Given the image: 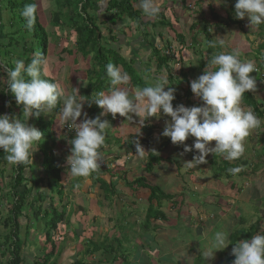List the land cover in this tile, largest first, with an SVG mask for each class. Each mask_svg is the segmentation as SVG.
<instances>
[{
	"label": "crops",
	"instance_id": "1",
	"mask_svg": "<svg viewBox=\"0 0 264 264\" xmlns=\"http://www.w3.org/2000/svg\"><path fill=\"white\" fill-rule=\"evenodd\" d=\"M108 1L105 0V3ZM235 3L236 0H225L220 5H217L215 0L212 2L210 0H157L160 12L155 17H146L138 6L137 9L141 11L142 18L139 22L123 19L113 25V28L108 24L101 25L100 22L98 24L101 30L106 28L103 29L102 45L116 50V54L122 57L115 66L129 75V84L125 87L130 93L138 87L145 86L153 78L166 73L171 83L169 87L175 89V96L183 95L181 104L189 107L201 106L203 103L193 94L190 85L192 80L203 74L208 60L220 52L240 48L242 51L240 58L253 62L255 67L260 69L259 72L253 71L250 74L256 78V89L246 92L253 101L243 98L241 100V107L244 110L253 111L261 120L260 126L253 129L245 138L243 155L239 159L229 161L222 155L209 153L205 163L196 164L192 160L198 154V150L184 152L183 145H174L170 137L162 135L170 117L161 116L159 119L151 117L140 128L137 124L139 117L126 119L117 114L113 118L111 114H108L101 117L102 120L107 119L110 124L106 130L105 143L100 149L101 159L105 160L106 167L103 170H95L87 177H75L67 174L66 160L71 154L72 145L69 141L76 133L75 130L65 129L60 113L53 109L52 113L44 117L46 122L52 121L48 136V146L51 149H47L45 153L37 144V150L33 157H30L32 162L20 175L22 186L11 190L10 179L13 177V167L10 164L6 168L9 182L7 181L8 183L3 186L0 184V202L5 211H8L10 202L16 200L14 191L23 192L26 188L32 189L28 196L29 203L19 219L22 249L25 251L24 258H27L24 264H39L37 261L44 260V255L49 253L53 246L55 247L54 255H51L50 259H45L46 263L43 264H79V260H82L83 264H106L107 261L109 264L111 260L109 255H115L117 251L112 245L116 252L107 253L104 246L122 238L123 235L122 232L119 233L121 225H116L113 218L120 217L131 222L135 218L132 214L133 209H143L145 213V205L148 204L149 207L150 188L134 184L143 175L163 192L178 199L181 204L178 208V204L169 205L166 202L169 199L163 200L164 203L162 202L160 209L166 214L165 220L152 219L154 227L157 226V231L165 233L171 230L167 224L174 219L176 224L172 223V225L174 224L176 230L173 228L172 231L179 235L176 239L181 241L186 236H191L190 240L193 242L203 239L192 246L197 253L188 256L183 264H217L221 259V250L215 253L214 258H209L208 261L204 259V253L210 246L209 240L217 231L227 233V243H229L227 247L230 248L232 246L229 236L236 232L239 233L234 235V243L250 239L256 234H264V80L261 77L264 73L262 46L264 24L251 28L248 17L236 18ZM196 10L200 14L196 13ZM208 11L211 12V20L202 19V15ZM221 39L225 41L224 47L219 45ZM243 41L249 44L248 48L240 47ZM226 42L230 44L226 45ZM163 43L168 44L165 55L170 57L166 64L160 66L157 51H153V46L156 44L158 49ZM83 58L90 61V66L98 65L91 53L84 52ZM89 68L88 66L83 71L84 84L79 88V94L81 99L86 100L83 111L87 112L89 118H94V113H90L91 108L87 101L90 99L85 96L86 88L90 83ZM69 82L71 84L67 88L60 82L59 84L66 94L70 95L76 93L78 89L73 74H70ZM109 88L110 82L107 76L101 89L93 95L100 91L107 92ZM31 118L33 115L28 123L34 126ZM23 119L26 117L24 116ZM83 119L82 114L78 122ZM194 139L189 137L185 143L191 145ZM136 143L145 149L143 157L136 153ZM214 145L215 141L211 142L210 146ZM47 155H50L51 160V171L48 172L45 171L43 164ZM152 157L159 159L154 161L156 165L150 171H146L145 168ZM218 160H221V163ZM189 164L193 166L190 167ZM214 165L224 167L227 173L230 168H239L240 171L226 177L224 173L215 172ZM183 167H186L185 171H182ZM55 170L61 172L60 179L55 186L51 187L49 179ZM225 170L222 171L225 172ZM132 182L133 186L130 185ZM133 194H136L137 198L131 199ZM216 194L221 199L214 203ZM207 195H210L208 201H203L207 199L204 197ZM201 209L205 211L202 212ZM55 210L57 213L64 212L65 215L64 220L56 228H52L54 238L50 239L48 227ZM204 212L208 213L207 219L204 222H198L196 216ZM184 213H187L189 220L182 219ZM31 219L43 226L42 237L47 238L44 245L41 243L43 241L37 240L38 233L31 227ZM135 224L137 225L134 228L138 227V219ZM139 229L141 230L142 227ZM93 232H96L98 236L93 237ZM82 240L84 242H81ZM89 240L93 248H89L90 244L86 247ZM96 246H99L97 250H95ZM139 249L141 254L143 246L141 245ZM85 251L88 257L83 256ZM97 253L104 255V258L93 259L95 257L91 255H97ZM140 257L137 255L135 260L139 263L132 264H140ZM130 261L128 256H125L124 262L130 263Z\"/></svg>",
	"mask_w": 264,
	"mask_h": 264
},
{
	"label": "clouds",
	"instance_id": "2",
	"mask_svg": "<svg viewBox=\"0 0 264 264\" xmlns=\"http://www.w3.org/2000/svg\"><path fill=\"white\" fill-rule=\"evenodd\" d=\"M224 2L215 0L217 5ZM138 6L149 18L160 12L157 0H139ZM234 12L236 18L248 17L251 28L264 24V0H236ZM22 15L31 27L35 6L26 5ZM219 45L224 47L225 41L221 39ZM241 55L240 48H233L208 60L203 74L192 80L190 85L193 94L203 103L191 107L173 105L175 89L169 87L171 83L166 73L130 93L125 87L129 84V75L109 63L106 66L109 90L100 91L93 99L87 100L89 106L95 104L102 109L95 118H89L83 111L86 100L80 98L78 89L69 95L59 83L42 78L46 75L47 61L41 54L34 55L27 66L23 60L17 59L14 68L7 71V86L16 103L23 106L26 119L0 115V150L6 153L5 159L10 165L31 163L30 157L37 150L43 133L29 125L28 120L33 114L39 117L52 113L59 102L62 103L61 119L69 130L74 129L76 133L69 141L71 154L66 160L67 174L75 177H87L100 166V149L110 126L109 121L101 117L108 114L113 118L117 114L126 119L139 117L137 124L140 128L151 117H170L162 135L170 137L174 145H183L184 152L198 150L192 160L196 164L205 163L209 153L222 155L229 161L239 159L245 150V138L261 124L253 111L241 107L244 94L257 87L256 78L250 75L257 69L253 62L242 60ZM82 114L84 119L78 122ZM189 137L195 138L191 145L185 143ZM213 141L215 145L210 146ZM135 151L143 157L145 149L136 143ZM228 171L236 174L240 169L230 168ZM227 239L224 231L215 232L209 240L210 246L204 253V259L208 261L214 258L217 251L225 249L229 245ZM232 255L235 257L232 264H264V234L234 243Z\"/></svg>",
	"mask_w": 264,
	"mask_h": 264
},
{
	"label": "trees",
	"instance_id": "3",
	"mask_svg": "<svg viewBox=\"0 0 264 264\" xmlns=\"http://www.w3.org/2000/svg\"><path fill=\"white\" fill-rule=\"evenodd\" d=\"M47 1H50L53 5L54 0ZM0 3L4 5L6 11L12 12L9 19L7 20L8 22L6 21V25H4L2 21H0V46H3V48L0 47V87L3 84L1 76H4L6 80L4 87L2 88V90H0V115L8 114L10 116H15L17 118L23 119V106L18 105L16 103L14 94L8 91L7 71L14 68V61L17 59L23 60L25 62V66H27V64L31 62L33 56L37 53L41 54L46 59V66L49 67V58L53 54V43L50 39L52 35L47 28L48 23L43 18L42 6L39 4L38 0H0ZM97 3L98 0H56V6L53 5L52 10V22H54L55 26L61 24L64 25V23L71 24L70 27H72L77 34L75 45L78 47V50L91 54L94 51L96 52L98 50L93 55V60H96L98 65H91L88 72L89 76H96L90 79V83L88 84L85 91V96L90 100L93 99V97L95 96L93 94L101 89L102 83L107 79V64L112 63L113 65H115L122 58L120 54H116V50L108 49L109 47L102 45L103 29L105 30L106 28H102L101 30L98 22H101V25H115L117 21L123 19L131 20L132 22H139L140 19H142L140 16L141 11L136 7V4L139 3V0H109L107 2V11L105 13H102L101 15L98 14L99 5H97ZM26 5L35 6V19L31 27L28 25L26 18L22 15V10ZM63 9L67 10L64 11ZM96 9L98 11H96ZM0 10L2 11L3 9L0 8ZM77 18H79L78 20H87V23H84L86 26L83 27V24H81L83 23L82 21H80V23L78 20H75ZM96 19H98V21ZM7 28H10L11 31L7 32ZM108 30L109 27L107 31ZM87 31L89 32V35H87ZM95 31H98V35H96ZM111 31L112 30L110 29V32ZM79 46L82 47L79 48ZM262 46L264 48V43L262 44ZM3 50H5V52L9 55L8 60H6L5 62L3 61V55L1 56ZM155 51H157L159 65L161 66L166 64L170 56L161 54V51L157 48H155ZM112 54H114L115 58L113 59L112 57H110L112 59L111 61V59L107 58V56H111ZM202 64L204 65L205 63ZM50 68L51 67H49L48 69L50 70ZM42 78L47 79L51 82H56L54 78H52L47 73L46 75L42 76ZM187 94L188 92H186V95ZM175 97L176 98L173 101V104L177 106L182 103L181 99L183 98V95L179 94ZM187 98H189V95H187ZM243 99L250 100L249 95L245 93ZM256 104L257 103H255V105ZM57 105L58 106L54 111H58V113H60L62 103L58 102ZM89 107L91 108L90 113H94V118L100 115L101 108H99L97 105L92 104ZM15 109H19L22 114L17 115ZM31 119L34 127H36L43 133L42 140L38 142V145L40 149H42V151H45L46 153L47 149H51V147L48 146V136L50 134L52 121L46 122L44 119V115L38 117L35 114H33V118ZM5 156L6 153L0 150V177H2V175L7 171L5 167L9 165V163L5 159ZM47 156L48 157L45 158L43 164L45 171L48 172L51 171V160L49 158L50 155ZM158 159L159 158L157 157H152L146 167V170L150 171L153 167L154 161ZM29 164L12 165L13 177L10 181V185H12V191L14 190V188L16 189L19 186L23 185L20 175L23 169ZM97 169L103 170L104 168L99 166ZM60 174L61 172L57 170L53 172L51 179H49V185H51V187L55 186L57 181H59ZM101 180L102 179L100 178V182L102 183ZM134 184L149 187L151 190L149 196L150 204L148 207L147 222L152 219H160L161 221H164L166 214L163 210L160 209L162 207V202H164V199H171L173 197L163 192L155 184H151V182H148L144 176L139 178ZM31 192V188H26V190H24L23 192L14 191L13 194L17 197L16 200L10 202L8 211H5V208L0 202V264H24L22 260L23 258L20 255L22 252V240L20 239L19 219L22 214H24L23 211L25 206H27V204L29 203L28 196L31 194ZM59 213H57V210L53 212V216L51 218V229L56 228V226L64 220V212L60 214ZM238 233L239 232H236L232 235H238ZM104 247L106 248L107 253H112L115 249L112 245H107ZM98 248L99 246H96L95 250H97ZM54 251L55 247L53 246L52 250L49 253L45 254L43 258L50 259L51 255H54ZM115 252L116 251H114V253ZM137 255L138 257H140V251ZM117 257L118 254L115 253L112 262L116 261ZM78 262H80L79 264H83L82 260H79Z\"/></svg>",
	"mask_w": 264,
	"mask_h": 264
},
{
	"label": "rangeland",
	"instance_id": "4",
	"mask_svg": "<svg viewBox=\"0 0 264 264\" xmlns=\"http://www.w3.org/2000/svg\"><path fill=\"white\" fill-rule=\"evenodd\" d=\"M39 4L42 6V13H43V18L47 21L48 26L47 28L49 29L52 37H50L51 41H52V46H53V54L52 56L49 58V67L50 70L48 69L49 67L46 66V73L48 75H50L52 78H54L56 80L57 83L60 82V84H62L63 87H69V84H71L70 81V74H73V79L76 80V85L79 88L82 86V84H84V75H83V71L86 70L88 68V66L90 67V61L87 59H84V52H82L81 50H78L77 46L75 45V40H76V32L73 30L72 27H70V23H64L58 26L54 25L53 21V5L56 6V0L53 1V5L51 4L50 1L47 0H38ZM97 5H99L98 7V14H102L105 13L108 9L107 3H105V0H98ZM191 6V5H190ZM136 7H138V4H136ZM192 7V6H191ZM0 8L3 9L2 11L0 10V21H2V23L4 25H6V21L9 19L10 15L12 14L11 11H6L4 8V5H2V3H0ZM194 8V7H193ZM201 7H199L200 9ZM64 11H66L67 9H63ZM96 9V11H98ZM196 13H198V11H195ZM200 14V13H198ZM206 15V16H205ZM205 16V17H204ZM102 17V16H100ZM208 18L209 20H211V12L208 11V13L202 15V19L204 20H208L206 19ZM43 19V20H44ZM79 18L75 19L78 20ZM181 19V18H180ZM44 20V21H45ZM98 21V19H96ZM114 20V19H112ZM79 22L82 21L83 23V27L86 26L84 23H87V20L81 19L78 20ZM96 21V22H97ZM8 22V21H7ZM101 23V22H100ZM116 24H118V21L116 22ZM110 25V24H109ZM98 26V24H97ZM111 28H113V25H110ZM249 28V27H248ZM115 29V28H114ZM237 29V27H236ZM87 30V28H86ZM7 32H10V28L6 29ZM89 31V30H88ZM87 31V35H89V32ZM96 35H98V31H95ZM141 29H140V35H141ZM139 34V32H138ZM230 42H226V45H229ZM51 46V47H52ZM206 44L204 45L203 49H205ZM244 46V48H248L249 44H247L245 41H243L240 45V47ZM1 48H3V46H0ZM82 46H79V48ZM155 47L157 48V45L155 44V46H153V51H155ZM199 48V46H198ZM243 48V49H244ZM158 49L163 50V54L167 53L168 50V44L167 43H163V45L161 44L160 47H158ZM247 50V49H246ZM80 51V52H79ZM98 51V50H97ZM96 51V52H97ZM95 51L92 53V56L96 53ZM3 55V61L5 62L6 60H8L9 55L5 52V50L2 51L1 56ZM110 57H112L113 59L115 58L114 54H112L111 56L108 55L107 58L111 59ZM112 61V59H111ZM92 65V64H91ZM54 66V67H53ZM93 66V65H92ZM75 70V72L73 71ZM96 76H90V79L94 78ZM1 79L3 80V84L0 87V90H2V88L4 87V84L6 83V80L4 78V76H1ZM66 92V91H65ZM69 93V92H68ZM71 95V94H70ZM58 106V105H57ZM16 114H22L21 111H19V109H15ZM47 115H45L44 117H46ZM36 118V117H35ZM45 119V118H44ZM221 163V160H218ZM156 164H153V167ZM9 165H7L5 168H7ZM215 168V172L217 171L220 174L224 173V176L226 177H230L231 173H227V171L225 170L224 167H220L218 165H214ZM7 170V169H6ZM146 170V168H145ZM186 167H183L182 171H185ZM222 170H225L222 171ZM147 171V170H146ZM11 173V171H10ZM9 173V174H10ZM148 182L149 179L143 175ZM9 182V175L7 173V171L2 175V177H0V184L6 185ZM11 181V179H10ZM133 183V182H132ZM131 184V186H133V184ZM152 183V182H151ZM134 191H136V189H134ZM61 192V191H60ZM59 192V193H60ZM217 194L219 195V193L217 192ZM214 195V203H217L220 201L221 197L218 195ZM212 195V194H210ZM210 195L204 196L207 199L203 200V201H208ZM136 197V194L131 195V199ZM136 200V199H135ZM169 205H174V204H178L177 207L179 208V206L181 205L178 199H169V201H166ZM164 203V202H163ZM146 211L145 213H143V209H133L132 214L135 215L133 218V220L130 222V220H124V218H113V222L116 225H121L119 230V233L122 232V238H119L118 240L111 242L109 245H113L116 249L118 248L117 253L118 257L116 259V261L112 262V258L114 257V254H110L109 257L111 260H109V264H132L133 262H137L139 263V261H135L137 259V254L140 251L139 247H141V245L143 246V249L141 250V257H140V264H183V261L185 262L188 258V256L194 255V253L197 251L193 249L192 246L197 245L198 242L202 241L203 239H199V240H195L194 242L191 241V236H186V238L184 240H179L176 239V237H178L179 235H177V233L175 231H172V229L175 227L174 223L175 220L173 219V221L167 225H169V227H171L169 231H166L165 233L157 231V226L154 227L153 224V220L147 222V213H148V204L145 205ZM202 212L205 211L203 209H201ZM191 210H189V213ZM183 212V211H182ZM187 213H184L182 215V219L184 220H189L188 215H186ZM145 216V217H143ZM196 216V215H195ZM208 217V213L204 212L201 213V215L199 214V216H196V220L198 222H204V220H206ZM138 219V227H135L137 224L136 220ZM172 220V219H171ZM102 221V220H100ZM32 228H35L37 234V240L38 241H43L41 242L43 245L46 241L47 238L42 237V231H43V226L41 225V223L37 224V221H33L31 219ZM172 223H174L172 225ZM135 224V225H133ZM153 224V225H152ZM133 225V226H132ZM147 225V226H146ZM139 227H142V229L140 230ZM48 232H49V238L53 239L54 235H53V230L51 229V223H50V227H48ZM173 230H176V228H174ZM187 232V231H186ZM196 232V231H195ZM93 237H97V233L93 232ZM186 233H184L185 235ZM189 234V232L187 233ZM22 240V239H21ZM229 240H231V246L232 248L234 247V242H235V237L233 235L229 236ZM81 242H84V240H82ZM90 240L88 241V243L86 244V247L89 246L90 244ZM238 243V242H237ZM22 248H23V244ZM118 245V246H117ZM89 248H93V245L90 244ZM232 248L227 247L226 250H221L220 255H221V259L219 260V262L217 264H230V262L232 263V261L235 259V257L232 255ZM86 249V248H85ZM189 249V250H188ZM193 249V251L191 250ZM105 252V250H104ZM225 252V253H224ZM224 253V254H222ZM24 254L25 251L22 249L21 252V257L23 258V262L27 261V258H24ZM87 255L86 251L83 253V256ZM107 255V254H106ZM172 255V256H170ZM93 257V259H99L101 257L104 258V255H102L101 253H97V255H91ZM125 256H128V259L130 261V263L124 262ZM90 259V260H93ZM95 261V260H93ZM230 261V262H229ZM37 262H39V264H43L46 263L45 259L44 260H38ZM212 262V261H209ZM108 263V261L106 262V264ZM207 264V263H204Z\"/></svg>",
	"mask_w": 264,
	"mask_h": 264
},
{
	"label": "built area",
	"instance_id": "5",
	"mask_svg": "<svg viewBox=\"0 0 264 264\" xmlns=\"http://www.w3.org/2000/svg\"><path fill=\"white\" fill-rule=\"evenodd\" d=\"M256 69H257V71H255V72H259L260 69L258 67H256ZM261 77L264 80V73L261 74ZM65 129L68 130V131H71V130H69L68 126H65ZM72 130H74V129H72ZM98 165L105 166L106 165V162L103 159H100Z\"/></svg>",
	"mask_w": 264,
	"mask_h": 264
}]
</instances>
